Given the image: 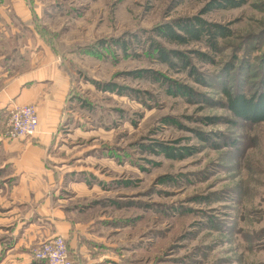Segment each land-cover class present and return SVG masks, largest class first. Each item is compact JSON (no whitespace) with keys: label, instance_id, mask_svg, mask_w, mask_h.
<instances>
[{"label":"rangeland","instance_id":"1","mask_svg":"<svg viewBox=\"0 0 264 264\" xmlns=\"http://www.w3.org/2000/svg\"><path fill=\"white\" fill-rule=\"evenodd\" d=\"M23 1L70 82L47 162L68 218L91 222L73 264H264V122L235 117L226 93H264V0ZM193 16L231 30L217 51L157 34ZM155 41L190 65L161 61ZM13 226L0 225V264H45L44 240L12 251Z\"/></svg>","mask_w":264,"mask_h":264},{"label":"crops","instance_id":"2","mask_svg":"<svg viewBox=\"0 0 264 264\" xmlns=\"http://www.w3.org/2000/svg\"><path fill=\"white\" fill-rule=\"evenodd\" d=\"M17 1L20 6L14 9L0 8V112L5 108L10 112L15 103L34 104L39 126L34 136L9 139L1 136L7 122L0 116V225H14V252L62 235L75 260L85 247H78L76 234L86 233L91 222L68 218L66 199L59 194L62 178H56L55 168L47 162L70 82L62 69L61 53L52 52L40 39L38 31L43 27L33 18L40 11ZM94 256H100L99 251Z\"/></svg>","mask_w":264,"mask_h":264},{"label":"trees","instance_id":"3","mask_svg":"<svg viewBox=\"0 0 264 264\" xmlns=\"http://www.w3.org/2000/svg\"><path fill=\"white\" fill-rule=\"evenodd\" d=\"M226 3L218 2L217 7L220 8H234L243 4L244 0H224ZM176 29L181 30L178 32ZM157 34L168 41H176L180 44H187L192 41H205L213 51L218 50V39L228 37L231 30L218 22H210L200 16L185 17L177 19L175 24L165 23L156 27ZM155 51L159 59L163 62L173 66L177 63L173 61L174 58L181 60V67L187 68L190 65L189 60L183 55L181 51L175 49L166 50L157 41L153 42ZM173 58V59H172ZM190 74L194 75V68L190 69ZM194 78H200L196 73ZM172 89L186 95L198 96L190 87L186 85L169 83ZM228 98V108L237 118L247 120L254 123L264 122V93L252 94L246 96L242 93H237L231 96L226 91ZM211 143L210 139H206ZM213 144V143H212ZM170 156H176V153L169 152Z\"/></svg>","mask_w":264,"mask_h":264},{"label":"built area","instance_id":"4","mask_svg":"<svg viewBox=\"0 0 264 264\" xmlns=\"http://www.w3.org/2000/svg\"><path fill=\"white\" fill-rule=\"evenodd\" d=\"M39 114L34 104H14L1 136L22 139L34 136L38 131ZM34 258L46 264H73L68 246L62 235L43 241L35 250Z\"/></svg>","mask_w":264,"mask_h":264}]
</instances>
